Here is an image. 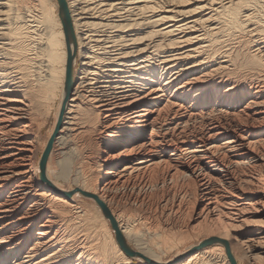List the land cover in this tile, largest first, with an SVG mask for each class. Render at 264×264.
<instances>
[{
    "label": "bare ground",
    "instance_id": "obj_1",
    "mask_svg": "<svg viewBox=\"0 0 264 264\" xmlns=\"http://www.w3.org/2000/svg\"><path fill=\"white\" fill-rule=\"evenodd\" d=\"M55 3L0 0V264H264V0Z\"/></svg>",
    "mask_w": 264,
    "mask_h": 264
},
{
    "label": "rangeland",
    "instance_id": "obj_2",
    "mask_svg": "<svg viewBox=\"0 0 264 264\" xmlns=\"http://www.w3.org/2000/svg\"><path fill=\"white\" fill-rule=\"evenodd\" d=\"M47 2H48V8L51 9V11H53V13H55L57 11L55 0H47ZM56 106H58L57 102H55L53 104L52 110L49 113L50 114L49 120L46 123L45 128L41 132V140L42 141L46 138V136L48 135V133L51 129L53 119L55 117Z\"/></svg>",
    "mask_w": 264,
    "mask_h": 264
}]
</instances>
